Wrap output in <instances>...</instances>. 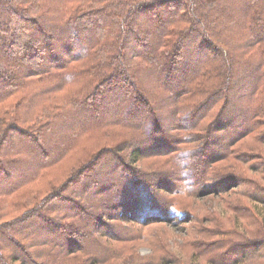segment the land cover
<instances>
[{
    "label": "trees",
    "instance_id": "1",
    "mask_svg": "<svg viewBox=\"0 0 264 264\" xmlns=\"http://www.w3.org/2000/svg\"><path fill=\"white\" fill-rule=\"evenodd\" d=\"M200 181L211 219L264 226V0H0V264L158 263L134 249ZM198 214L160 264H264Z\"/></svg>",
    "mask_w": 264,
    "mask_h": 264
},
{
    "label": "rangeland",
    "instance_id": "2",
    "mask_svg": "<svg viewBox=\"0 0 264 264\" xmlns=\"http://www.w3.org/2000/svg\"><path fill=\"white\" fill-rule=\"evenodd\" d=\"M250 162H252V161H250ZM29 163H30V160H25L22 162V164L25 166H26V164H29ZM237 163L241 164V162H234V165H237ZM107 166H108V168H111L112 167V161H109ZM106 170L109 171V169H106ZM238 170H240V166H239ZM246 172H248V171H245V169H243L239 173L233 172L232 174H229V175H233L236 177H247L248 175L246 174ZM13 177H14V174H13ZM125 181H128V180H125ZM200 183H201V181L199 183H197V185H194L193 189H190V187L186 183H184V184H183V182L180 183V186L183 185V187H185L189 193L186 196L183 195L181 197L175 198L176 205H177V207L175 206V208L180 209V210H184L187 213L185 215H181V216H178L181 213H176L177 215L174 214V217L172 218L171 221L184 219V222H182V223L180 222L178 224H175L172 222L154 223L151 226L152 230L149 231V233H148V234H150V233L154 234L150 237L149 242L145 245L143 243L139 244L138 242H136V243H138V245L134 249V253L138 259H140L139 256L141 255V256H146V258H144V259L147 260V257H148L147 255L150 254L151 251H152V253L150 255H153V257L158 260V263H156L155 260H152L153 264H160V261H159L160 258L159 257L163 256L164 252H170L173 250L176 252H179V250L182 249V251L185 254L190 255V249L188 247H187V250H184L182 248V244L185 242L184 229L188 228L192 224L193 220H191V219L194 218L197 211H199L198 215L202 216L205 219L203 224H202L203 227H206L208 229L213 230L211 227L210 220L211 221H219V222H222L223 224L230 225L229 228L226 227L224 229H221V230H219V233L212 235V240H211L212 242L213 241H219V242L224 243L223 244L224 246L222 249L214 251L216 253L217 257L222 252V255L219 256V259H222L221 261L231 262L230 261L231 259L238 256V253H237L238 250H235L234 247L236 245L241 244V243L242 244L246 243V244H249V246H250L252 243L257 242V243H259L260 251L264 252V226H262L261 223H257V224H259L258 226H252L255 228L254 234H252V233H246L245 234L243 232V230L231 231L233 229V227H231V226H233L235 224L236 220H237V223L241 224L239 218H237L236 220H234L233 218H230V222H229V221H225V214H224V216L213 214L214 219H211L210 218L211 214L207 213L204 209V208H206L204 204L207 201H204L202 199V197L204 195H207L205 193L206 187L205 188L200 187L199 186ZM125 195L123 196L124 198H125ZM198 197L200 200L198 199ZM113 200H114V202H111V203L114 204V206H110L108 209V212H116V211L120 212V213L122 211L127 212L126 210L120 209V207L115 203L117 200L116 198H114ZM80 201L87 203V199L85 197H82L80 199ZM80 204L83 205V203H80ZM112 204H110V205H112ZM129 215L132 216V214H129ZM124 217H126V216H124ZM115 223L116 222H114L113 224H115ZM136 223L137 222H134V221L123 223L122 220H119L118 226L123 227V228H125V227L131 228L133 230L132 232L134 233V235H136L138 233V230L136 228L139 227V225ZM111 231L116 232V229L111 228ZM122 231H124V230H122ZM155 243H161L162 245H165V247H164L165 251L155 250V245H154ZM232 251H234V252L231 254ZM225 253H230V254L225 255ZM185 254H184V256H185ZM176 259H177V255H175V260H173V261H176ZM186 260L187 261L185 263H182V264H195V262H196L195 256H193V258L189 256V259H186ZM188 260H191V262L189 263ZM212 260H213V258H212ZM70 264H75V263H70ZM168 264H177V263L176 262H174V263L169 262ZM214 264H217V263H214Z\"/></svg>",
    "mask_w": 264,
    "mask_h": 264
}]
</instances>
